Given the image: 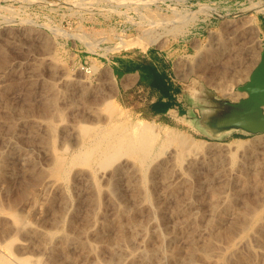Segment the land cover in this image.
I'll return each instance as SVG.
<instances>
[{"label":"rangeland","instance_id":"obj_1","mask_svg":"<svg viewBox=\"0 0 264 264\" xmlns=\"http://www.w3.org/2000/svg\"><path fill=\"white\" fill-rule=\"evenodd\" d=\"M93 1L0 0V111L2 112H0V124L1 126L5 125L3 127L0 126V135H2L0 137V144L2 142L4 143L6 138L13 136V140L18 144L17 148L13 149V151H15L16 155H23V153H25L24 155L28 159L25 163H22V165L16 155L12 156L11 168L7 170V172L4 171L3 174L0 171V174H2L0 176V219L2 218L0 220V227L2 228H0L2 232H0V242L4 245L13 243L12 247L15 254L20 257L40 259L43 264H56L55 262H58V264H81V262L82 264H90L89 262H91V264H184V262L188 264L189 261H191L190 264H197L200 262L201 264L202 262L206 264V258H204L206 254L213 255L214 249L221 247L222 244L227 245L243 236H254L257 233H261V228H264V144H259L251 155H246L245 151L242 149L228 147V144L240 137L230 138L225 134L220 138H214L210 132L199 124V122L195 123L194 120L193 124H167L165 121L163 122L158 119L146 117L145 115H139L122 104L117 99L118 85L113 74L111 63L113 56L130 49L146 50L151 47H173L174 42L178 41L180 33H177L174 28H171L173 27L171 24L168 28L164 29L156 23L151 24L148 21L149 17H147L148 8L144 7L145 5L139 2V6L141 5L139 7L141 18H135L137 21L135 23H138L139 26H135L136 29L129 30L131 35L123 36L120 34L118 36H113L112 34L120 33V31L130 26L128 23L129 19L126 16L129 11L123 10V15L117 16L112 13V10H108L111 5L106 2L110 0ZM159 1L165 0H153L151 3L154 9L153 11H157V7L155 5L153 6V4L157 3V5H159ZM178 1L181 2L182 0ZM199 1L198 3V0H193L196 7L201 3L199 9L194 10V12H196L198 16H200L201 13L211 14L213 12L215 13V17L212 21L213 25L211 31L204 37V40L197 43V47L195 50L193 49L190 54L181 56L178 59L177 63L185 60L187 63L189 62L188 67L183 66L186 70L182 67L185 75L181 78L190 86V89L195 90L196 88L195 91L197 92L204 87L213 90L220 96L231 98V94L240 93L238 87L249 80L252 72L260 61L264 40L261 37L257 12H264V0ZM168 16L171 17L173 14H166V17ZM145 24L148 26H145ZM56 28H60L64 31L58 32L59 30ZM83 31L89 33L92 38L96 40L99 39V42L101 41L100 46L109 47L111 49L108 52L102 49L90 51L85 43L77 38V35ZM212 33L217 36V42L220 43V46L218 43L216 45L212 44L214 40ZM71 34H74V36H68ZM168 35H172V38H168ZM121 38L131 40L136 44L123 45L121 48L117 49L116 45L113 43L104 42L107 40H116L118 42ZM217 47L219 50H217ZM213 49L216 50V53L222 50L221 56L208 61V55L210 54L211 56V54H213L211 52ZM202 55L204 59L202 60V64L199 65L197 63L199 62V57ZM248 58H250L251 62ZM238 59L245 60L243 66L238 65L239 74L234 71L233 65H231L230 67L227 66L228 68L225 69V71L229 73V76L224 77L220 75L221 72L224 71L221 70L223 66L229 64L227 60L235 61ZM94 65L98 66V71L95 70L93 67ZM189 66L192 68L190 69ZM199 66H203L204 68L207 66L204 69L205 73L192 72L194 67ZM110 70L111 73L109 72ZM178 73L180 74L181 72L178 71ZM208 73L213 74L214 77L221 82L223 80L222 83H226V88L228 90L230 89V92L228 91L227 94H231L222 95V93L218 91V88L207 81L206 74ZM51 90L53 94L50 92ZM74 95H77V97ZM68 96L69 98H67ZM53 98L59 102H56L58 106L52 104ZM46 99L48 101H45ZM104 99L111 100L119 109L120 107H124V110H121L123 112L125 111L126 114L131 117L132 122L143 119L153 120L158 122L160 126L163 124V128L161 127L162 130H169V127L172 126L173 128L174 126V129H171L174 132H187L196 139L205 141V146L202 150H188L184 154L180 153V148L177 147V145H168L165 141H162L163 137H161L160 143L158 142L159 144L157 143L154 147V151L152 150L151 152L153 158L151 157L152 162H150L148 168L144 167L143 163L138 160L137 155H124L121 158H115L110 162V166L107 165L108 167L106 165L103 167L100 163V159H95V161H92V164L90 163L87 165L76 162L73 163V161H70L72 159L71 157L74 158L75 154L83 150L86 144L84 141H81L83 145H80V143L75 145L74 141L72 142L71 140V147L73 148L75 146L74 149L69 150V152L64 151L62 149L63 140L65 137L69 138V135L66 134L67 132L64 131L63 126L68 123V121L74 122L75 119L82 123L91 124L90 121L92 117H94L93 112L97 114V116H101L102 119L104 116L107 117L106 115L108 113L105 110V106L101 105ZM50 108L52 109L49 110ZM55 109L58 111L56 112ZM17 116H19V118ZM24 117L25 119H23ZM50 118L51 120H49ZM32 119L35 121H32ZM60 119L63 120L64 123L61 124L60 122L62 121ZM58 122L63 126H60ZM47 123L55 124V128L58 126V128H56L58 133L50 129L47 131L48 127L45 126ZM27 124H29L28 126L30 128H28ZM10 125L12 129H10ZM38 125L43 128H40ZM100 128L101 127H99V130ZM104 128H106V125ZM33 132L37 133L34 134ZM256 138H260L264 141V134L244 135L242 139L253 140ZM5 144L6 142L1 144L2 146L0 145L3 154L12 151V148H10L9 145L5 146ZM170 147L172 149H170ZM195 153L197 154L195 155ZM63 155L64 158H66L65 160L68 166L65 163V172L57 176L55 170L58 158ZM53 156L56 158L52 159ZM30 163L32 167L29 166ZM124 164L127 165L125 166ZM100 165L102 169H100ZM117 166L122 168L119 170L115 169ZM34 168L36 169L33 170ZM127 168H130V170ZM131 168L133 169L131 170ZM123 171L125 172L123 173ZM89 173L93 175H89ZM126 173L130 174L127 175ZM51 176L53 178L57 176L64 184L65 189L51 187V190L49 189L50 191L48 190L46 195L39 193L42 181ZM127 179H129V181ZM160 180L162 182H160ZM110 181L113 184L110 183ZM115 181L117 182L115 183ZM132 181L137 189L136 187L134 188ZM4 182L6 184H4ZM60 190L62 192H60ZM65 191L68 193H65ZM109 191H111V195ZM62 194H65V199ZM36 195L38 197H36ZM61 196L63 198H61ZM85 196H87V198H85ZM134 196L136 198H134ZM33 198H35L36 201H33ZM94 198L96 203L94 202ZM133 199L134 201H132ZM31 201L33 202L31 203ZM72 201L73 204H71ZM250 203L251 205L247 206ZM99 205H101L102 208ZM90 208L95 210V214L103 211L101 213H104V217L108 219L107 224L109 225L105 226L103 223L95 224L92 218L96 215L93 213L94 210H90ZM73 209L77 210L73 211ZM58 210H63V212H59ZM249 212L251 214H249ZM73 213L74 215H72ZM91 215H93V217ZM251 215L252 217L250 218ZM63 216L67 217H64L63 220ZM19 217L28 223L27 226L30 224H39L42 228H48L49 230H46L50 233H54V238L51 242L52 247L50 246L47 251L41 250L45 237L43 238V236H41V238H39L40 236L38 235H33L32 237L27 227L22 229L20 226L21 224L17 223L16 219ZM242 217H244L243 220ZM54 220V223L57 224L53 223ZM56 220H58V222ZM48 221H52V224ZM9 223L12 225H8ZM61 224L63 225L62 229L58 228V226L61 227ZM245 224L248 226L245 227ZM11 226L13 228H10ZM240 226L243 228L245 227L244 233H242L243 228L241 229ZM15 227L19 229V231H14ZM51 227L54 228L51 229ZM66 228L67 231L65 230ZM70 228H72V232ZM87 228L90 231H88ZM81 229L83 231H81ZM74 231H81V236H78V239L74 238V242L73 240L68 242L64 239H60L62 237L61 235L68 234L69 232L74 235ZM85 231L86 234L84 233ZM87 231L89 232L88 234ZM10 232L12 234H10ZM249 232L252 234L249 235ZM22 234L24 235L22 236ZM253 236H251L249 241L251 245L248 243V246L242 247L246 254L249 252V250H245L247 247V249L251 248H249V246H252V248L254 246L255 248L258 247L257 244H255L256 241ZM29 237L31 239V243L29 244L30 247H22L18 244V240ZM119 238L123 239L124 242H120L121 239ZM40 239H43V241L40 242ZM34 240H36L37 243L34 242ZM83 240H85L84 243L82 242ZM106 240L108 242H105ZM211 240H213V242ZM209 241L210 243H208ZM222 241L223 243H221ZM62 242L67 245L68 248L64 246ZM121 243H124V246ZM37 244L41 245L38 246ZM119 244L121 247H119ZM87 245H90V247H87ZM114 245L116 246L114 247ZM64 247L66 250L68 249V251H66ZM93 247H96L97 250H92ZM191 247L194 248V250H192ZM69 249L72 251L70 252ZM45 251L49 252V254ZM122 251H125L126 254ZM204 251L208 253H203ZM199 252L202 253L200 254ZM0 253L5 255V253H9V250L4 249ZM55 253H57V255ZM59 253H61L60 256L58 255ZM128 253H130V256ZM92 255L94 256L92 257ZM140 255H142L144 259H141L142 257H140ZM122 257H124V259ZM193 257H196V261H194ZM60 258H62V260ZM75 258L76 260H74ZM85 258L88 262L85 261ZM191 258H193V260ZM261 258L262 257L259 256V260ZM47 259L50 260L48 261ZM57 259L58 261H56ZM262 261L264 262V258L258 262L264 264Z\"/></svg>","mask_w":264,"mask_h":264},{"label":"bare ground","instance_id":"obj_2","mask_svg":"<svg viewBox=\"0 0 264 264\" xmlns=\"http://www.w3.org/2000/svg\"><path fill=\"white\" fill-rule=\"evenodd\" d=\"M90 1H93V0H90ZM123 1H125V0H123ZM155 1H157V0H155ZM94 2V1H93ZM142 3V4H144L145 6L144 7H147L148 8V14H147V17H149V19H148V21L151 23V24H154V23H156L157 25H160V26H162L161 28H168L169 26H170V24L173 26V27H171V28H174V30L177 32V33H180V34H182V33H184L186 30H187V26L189 25V24H191V22H194V20L195 19H198L199 18V16H198V14L196 13V12H194V11H189V12H187V13H180L179 11H177V12H175L174 14H173V16H171V17H166V14H164V15H162L161 14V12H159L160 10L159 9H156L157 11H153L154 9L152 8V5H151V3L153 2V0H129L128 1V4L129 5H131V4H133V5H136L137 7L139 6V4L140 3ZM75 3H77V2H75ZM92 3V2H91ZM81 4H82V1H81ZM84 4V3H83ZM87 4V3H86ZM86 4H85V6H86ZM91 5V4H90ZM206 5V4H205ZM81 6H83V5H81ZM158 7H159V5H158ZM110 8V7H109ZM91 9V8H90ZM12 11V10H11ZM205 11V10H204ZM11 13V12H10ZM197 15H196V14ZM212 14V13H211ZM143 15H144V13H143ZM226 24V23H225ZM225 24H223V25H225ZM57 29V28H56ZM57 30H59L58 32H63L64 30H61L60 28L59 29H57ZM22 31V30H21ZM23 31H25V30H23ZM30 31V30H29ZM76 33V32H75ZM23 34V33H22ZM26 34H27V32H26ZM32 34V33H31ZM213 34V33H212ZM33 35V34H32ZM16 36H18V35H16ZM68 36H74V34L72 35H68ZM213 36H214V40L212 41V44L214 45H216L218 42H217V36H215L214 34H213ZM212 36V37H213ZM36 37V36H35ZM38 37V36H37ZM75 38H76V35H75ZM77 38H79L81 41H83V43H85V45L88 47V49L90 50V51H96L97 49H102V50H106L107 52L111 49V48H109V47H102V46H100V42H99V39L98 40H96V39H94V38H92L91 37V35L89 34V33H86V32H81L80 34H78L77 35ZM216 40V41H215ZM14 43V42H13ZM118 44L116 45V47H117V49H119V48H121V46H123V45H127V44H136L135 42H132L131 40H127V39H125V38H121L120 39V41H118L117 42ZM219 44V46H220V43H218ZM148 45V44H147ZM143 46V45H142ZM218 46V47H219ZM217 47V50H219V48H221V47H219L218 48ZM113 48V47H112ZM227 48V47H226ZM221 51L222 50H220V52L218 51L217 53H216V50H212L211 52L213 53V54H211V56H210V54L208 55L209 56V58H208V61H211L212 59H215V58H218V57H220L221 56ZM249 53H251V52H249ZM253 56H255L254 54H252ZM257 56V55H256ZM253 58H255V57H253ZM252 58V59H253ZM204 58H203V55L202 56H200L199 57V62L197 63V64H199V65H201L202 64V60H203ZM207 59V58H206ZM227 59H230V58H227ZM249 59V61H250V58H248ZM251 59V60H252ZM217 61V60H216ZM215 61V62H216ZM228 62L227 63H229L228 65H224L223 66V68L221 69V70H224L223 72H221V74L220 75H222V76H224V77H226V76H229V73L227 72V71H225V69L226 68H228V67H230L231 65H233V68H234V71L236 72V73H240L239 72V69H238V67L239 66H243V62L245 61L244 59H238V60H235V61H230V60H227ZM256 61V60H255ZM251 62V61H250ZM189 63V62H188ZM188 63L186 62V60L185 61H179L178 63H177V72L179 71V72H181L182 73V71H183V69H182V67L183 66H187L188 67ZM226 63V64H227ZM216 64H217V62H216ZM239 65V66H238ZM228 66V67H227ZM94 68H95V70L96 71H98V66H96V65H94L93 66ZM190 67V69L192 68L191 66H189ZM207 66H205V68H206ZM184 68V67H183ZM203 66H199V67H194L193 69H192V72L193 71H195V72H204L205 73V71H204V69H205ZM184 70H186L185 68H184ZM187 70H188V68H187ZM110 73H111V70L109 71ZM4 73V72H3ZM185 73V72H184ZM203 73V74H204ZM235 73V74H236ZM104 74V73H103ZM186 74H187V72H186ZM182 75V74H181ZM129 76V75H128ZM182 76H184V74L182 75ZM200 76V75H199ZM242 76V75H241ZM131 77V76H130ZM236 77H238V76H236ZM52 78V77H51ZM203 78V77H202ZM219 78H220V76H219ZM223 78V77H222ZM240 78V77H239ZM205 79V78H204ZM206 79H207V81L210 83V84H212V85H214L216 88H218V91L219 92H221L222 93V95H230V94H227V92L230 90H228L227 88H226V83H222L223 82V80H222V82L220 81V80H217L215 77H214V75L213 74H210V73H208V74H206ZM235 79V78H234ZM76 81H78V80H76ZM124 81V80H123ZM78 84V83H77ZM84 84V83H83ZM34 85V84H33ZM85 85V84H84ZM88 85V84H87ZM231 85V84H230ZM229 85V86H230ZM100 86V85H99ZM229 86H227V87H229ZM232 86V85H231ZM87 87V86H86ZM97 87V86H96ZM8 88V87H7ZM50 88V87H49ZM84 88V87H83ZM74 89V88H73ZM99 91V90H98ZM43 92H45V91H43ZM51 93H52V90L50 91ZM82 92V91H81ZM230 92V91H229ZM42 93V92H41ZM46 93V92H45ZM48 93V92H47ZM73 93V92H72ZM83 93V92H82ZM90 93H92V92H90ZM53 94V93H52ZM56 94V93H55ZM54 94V95H55ZM70 94V93H69ZM74 94V93H73ZM29 95V94H28ZM83 95V94H82ZM232 95H233V97H232ZM242 94H240V93H233V94H231V98H236V99H238V98H240V96H241ZM43 96V95H42ZM48 96V95H47ZM59 96V95H58ZM64 96V95H63ZM74 96H76L77 97V95H74ZM73 96V97H74ZM88 96V95H87ZM91 96V95H90ZM45 97V96H44ZM93 97V96H92ZM230 97V96H229ZM58 98V97H57ZM63 98V97H62ZM67 98H69V96L67 97ZM90 98V97H89ZM95 98V97H94ZM99 99H101V98H99ZM70 100V99H69ZM239 100V99H238ZM3 101V100H2ZM45 101H48L47 99L45 100ZM99 101V100H98ZM51 102V101H50ZM57 100H55V98H53V101H52V104L53 105H57V103H59V102H57ZM67 102V101H66ZM88 102H90V101H88ZM87 103V102H86ZM28 104V103H27ZM91 104V103H90ZM98 104V103H97ZM46 105V104H45ZM73 105V104H72ZM77 105V104H76ZM93 105H94V103H93ZM101 105H103V106H105V110L107 111V117H105L104 116V118L102 119L101 118V116H97V114H95L94 112H93V115H94V117H92V119H91V121H90V123L91 124H86V123H82V122H80L79 120L77 121V119H75V121L74 122H69L67 119V121H68V123H66L64 126L63 125H60L59 124V122H58V124L60 125V126H63V128H64V131H66L67 133L66 134H68L69 135V138H67V137H65L64 138V140H63V150L64 151H67V152H69V150H71V149H74V147L72 148L71 147V143H70V141L72 140V142L74 141V143H75V145L78 143H80V145L82 144L81 143V141H84L85 142V144H86V146H85V148L83 149V150H80V151H78V153L77 154H75V156H74V158L73 157H71L72 159L70 160V161H73V163H79V164H83V165H87V164H92L93 162L92 161H95V159H100V163L102 164V166L104 167V165H109L110 166V162H112L115 158H121V157H123L124 155H130V156H132V155H137L136 157L138 158V160H140L142 163H143V165H144V167H146V168H148L149 166H150V162H152L151 161V159L153 158L152 156H151V152H152V150L154 151V147H155V145H157V143L159 142V141H161V137H163V139H162V141H165V143H167L168 145L169 144H171V145H177V147H179L180 148V153H186V151H188V150H202L203 148H204V146H205V141H203L202 139H196L193 135H191V134H189V133H187V132H182V133H178V132H174L173 130H171V129H174V126H173V128H172V126L171 127H169V130H162V125L163 124H161V126L158 124V122H156V121H153V120H149V119H143V120H137V121H135V122H132V120H131V117H129L127 114H126V112L124 111H122L121 109H123V108H121L120 107V109L115 105V104H113L112 103V101L111 100H109V99H104V101H103V103L101 104ZM47 106V105H46ZM58 106V105H57ZM86 106V105H85ZM103 106H101V107H103ZM1 107V106H0ZM52 107V106H51ZM80 107V106H79ZM90 107V106H89ZM97 107V106H96ZM6 108V107H5ZM47 108V107H46ZM58 108H60V107H58ZM76 108V107H75ZM92 108H93V106H92ZM95 108V107H94ZM98 108V107H97ZM52 108H50L49 110H51ZM101 109V108H100ZM99 109V110H100ZM7 110V109H6ZM11 110V109H10ZM9 110V111H10ZM87 110V109H86ZM98 110V109H97ZM102 110V109H101ZM124 110V109H123ZM128 110V109H127ZM3 111V110H2ZM54 111V110H53ZM55 111H56V109H55ZM54 111V112H55ZM58 111V110H57ZM56 111V112H57ZM93 111V110H92ZM91 111V112H92ZM1 112V111H0ZM13 112V111H12ZM51 112V111H50ZM61 112V111H60ZM90 112V113H91ZM96 112V111H95ZM98 112V111H97ZM2 113V112H1ZM6 113V112H5ZM24 113V112H23ZM47 113V112H46ZM57 115V114H56ZM63 115V114H62ZM88 115H89V113H88ZM105 115V114H104ZM59 116V115H58ZM131 116V115H130ZM7 117V116H6ZM12 117V116H11ZM18 118H19V116H17ZM103 117V116H102ZM12 118H14V117H12ZM23 119H25V117L23 118ZM22 120V119H21ZM26 120H27V118H26ZM47 120V119H46ZM49 120H51V118L49 119ZM55 120V119H54ZM61 120V119H60ZM136 120V119H135ZM3 121H7V120H3ZM32 121H35V120H33L32 119ZM59 121V120H58ZM62 122H60L61 124L62 123H64V121L63 120H61ZM72 121V120H71ZM10 122H11V120H10ZM13 122V121H12ZM29 122H31V121H29ZM41 122V121H40ZM47 122V121H46ZM53 122V121H52ZM103 124V125H101V124ZM16 124H17V122H16ZM22 124V123H21ZM42 124H43V122H42ZM48 124V123H47ZM45 125V126H47L48 127V130H47V128H46V130L47 131H49V129L51 130V131H53V132H55L56 131V128H58V126L55 128V124H53V123H50V124H48V125ZM98 126H96V125ZM12 125H14V124H12ZM29 124H27V126H28ZM32 125V124H31ZM106 125V128H104V126ZM0 126H1V124H0ZM3 126H5V125H3ZM3 126H1V127H3ZM6 126H7V124H6ZM24 126V125H23ZM33 126V125H32ZM34 126H36V125H34ZM38 126H40V125H38ZM44 126V127H45ZM10 127H11V125H10ZM21 127H22V125H21ZM42 126H40V128H41ZM99 127H101L100 128V130H99ZM162 127V128H161ZM27 128V127H26ZM28 128H30L29 126H28ZM37 128H39V127H37ZM43 128V127H42ZM5 129V128H4ZM10 129H12V127L10 128ZM22 129V128H21ZM34 129V128H33ZM36 129V128H35ZM1 130V129H0ZM37 130V129H36ZM39 130V129H38ZM40 130H43V129H40ZM61 130H62V128H61ZM177 130V129H176ZM11 131V130H10ZM9 131V132H10ZM29 131H30V129H29ZM28 131V132H29ZM32 131H34V130H32ZM46 131V132H47ZM180 131V130H179ZM182 131V130H181ZM17 132V131H16ZM22 132H23V130H22ZM25 132H27V131H25ZM38 132H40V131H38ZM45 132V133H46ZM52 132V133H53ZM57 133H58V131H56ZM60 132V131H59ZM63 132V131H62ZM61 132V133H62ZM163 132V133H162ZM6 133V132H5ZM31 133V132H30ZM34 133V132H33ZM35 133H37V132H35ZM34 133V134H35ZM50 133V132H49ZM18 134V133H17ZM20 134V133H19ZM22 134V133H21ZM55 134V133H54ZM26 135V134H25ZM30 135V134H29ZM33 135V134H32ZM43 135L45 136V134H44V132H43ZM42 135V136H43ZM49 135V134H48ZM64 135V134H63ZM162 135V136H161ZM2 135H0V137H1ZM51 136V135H50ZM56 136V135H55ZM55 136H53V137H55ZM34 137V136H33ZM3 138V137H2ZM15 138V137H14ZM51 139V138H50ZM3 140V139H2ZM20 141V140H19ZM5 142H6V144H5V146H7V145H9L10 146V148H12V151H10V152H6L5 154H3L2 153V150H1V148L2 147H0V171L2 172V174L4 173V171H6L7 172V170H9L10 168H11V158H12V156H15L16 155V153H15V151H13V149H16L17 148V145L18 144H16V141H14L13 140V136H11V137H8V138H6L5 139ZM4 142V143H5ZM232 142V141H231ZM264 141L262 140V139H258V138H256V139H253V140H246V139H242V138H237V139H235L232 143H230V144H228L229 146L228 147H232V148H235V149H242L243 151H245V154L246 155H251L252 154V152L255 150V148L259 145V144H264L263 143ZM3 142L1 143V144H4ZM21 143V142H20ZM40 143H41V140H40ZM73 143V144H74ZM160 143V142H159ZM158 143V144H159ZM0 144V145H1ZM83 145V144H82ZM163 145V144H162ZM2 146V145H1ZM22 146V145H21ZM43 146V145H42ZM73 146V145H72ZM45 148V147H44ZM43 148V149H44ZM76 148H78V147H76ZM82 148V147H81ZM164 148V147H163ZM27 149V148H26ZM25 149V150H26ZM170 149H172L171 147H170ZM206 149H207V147H206ZM46 150V149H45ZM167 150V149H166ZM8 151V150H7ZM41 151V150H40ZM49 151V150H48ZM174 151V150H173ZM27 152V151H26ZM50 152V151H49ZM66 152V153H67ZM166 152V151H165ZM199 152V151H198ZM64 153V152H63ZM65 153V154H66ZM163 153H164V151H163ZM175 153V152H174ZM25 153H23V155H20V154H17L16 156L19 158L18 160L21 162V164L22 163H25L26 162V160H28L27 159V157L24 155ZM51 154V153H50ZM53 154V153H52ZM60 154V153H59ZM154 154V153H153ZM197 153H195V155H196ZM28 155V154H27ZM69 155V154H68ZM74 155V154H73ZM156 155V154H155ZM155 155H154V157H155ZM157 155H159V154H157ZM163 155V154H162ZM194 155V156H195ZM218 156H219V153H218ZM68 157V156H67ZM152 157V158H151ZM32 158V157H31ZM31 158H30V160H31ZM34 158V157H33ZM53 158H56L55 156H53L52 157V159ZM218 158V157H217ZM216 158V159H217ZM66 158H64V155L62 156V157H59L58 158V162H57V167H56V172H57V176H60V174L61 173H64L65 172V163H66V160H65ZM136 159V158H135ZM36 160V159H35ZM210 160V159H209ZM18 161V162H19ZM56 161V160H55ZM131 161V160H130ZM54 162V161H53ZM129 162V161H128ZM98 163V162H97ZM14 164H15V162H14ZM20 164V163H19ZM51 164V163H50ZM54 164V163H53ZM52 164V165H53ZM71 164V163H70ZM23 165V164H22ZM33 165V164H32ZM66 165H67V163H66ZM125 165V164H124ZM127 165V164H126ZM125 165V166H126ZM128 165H130V164H128ZM28 166V165H27ZM29 166H31V163H30V165ZM68 166V165H67ZM75 166H76V164H75ZM75 166H73V167H75ZM102 166L100 165V169H102ZM136 166V165H135ZM24 167V166H23ZM32 167V166H31ZM50 167V166H49ZM55 167V166H54ZM95 167H97V166H95ZM108 167V166H107ZM129 167H131V166H129ZM70 168H72V167H70ZM93 168V167H92ZM122 167H120V166H117L115 169H121ZM124 168V167H123ZM145 168V169H146ZM36 168H34L33 170H35ZM98 169V168H97ZM96 169V170H97ZM127 169H129L130 170V168H127ZM133 168H131V170H132ZM136 169V168H135ZM141 169V168H140ZM21 170V169H20ZM82 170V169H81ZM117 170V171H118ZM123 170V169H122ZM139 170V169H138ZM143 170V169H142ZM13 171V170H12ZM25 171V170H24ZM72 171V170H71ZM121 171V170H120ZM145 171V170H144ZM29 172V171H28ZM52 172H54V171H52ZM94 172V171H93ZM125 171H123V173H124ZM130 172V171H129ZM135 172H138V171H135ZM71 173V172H70ZM120 173V172H119ZM2 174H0V176L2 175ZM7 174V173H6ZM59 174V175H58ZM78 174H81V173H78ZM91 173H89V175H90ZM115 174V173H114ZM127 174V173H126ZM128 174H130V173H128ZM127 174V175H128ZM133 174V173H132ZM138 174V173H137ZM11 175V174H10ZM91 175H93V174H91ZM161 175V174H160ZM57 176H56V178H53L52 176L51 177H47V178H45L43 181H42V184H41V186H40V188H39V193H42V194H44V195H46V193H47V191L51 188V187H57V189L58 188H64V184L62 183V181L59 179V178H57ZM96 176H97V174H96ZM132 176V175H131ZM145 176V175H144ZM147 176V175H146ZM67 177V176H66ZM113 177V176H112ZM6 178V177H5ZM62 178H63V175H62ZM116 178V177H115ZM127 178V177H126ZM128 178H129V176H128ZM131 178V177H130ZM1 180H2V178H1ZM86 180H88V179H86ZM92 180V179H91ZM115 180V179H114ZM128 181H129V179H127ZM132 180V179H131ZM90 181V180H89ZM139 181V180H138ZM117 181H115V183H116ZM160 182H162L161 180H160ZM3 183V182H2ZM92 183V182H91ZM110 183H112L111 181H110ZM129 183V182H128ZM4 184H6L5 182H4ZM89 184V183H88ZM93 184V183H92ZM113 184V183H112ZM130 184H131V182H130ZM132 184H133V181H132ZM138 184H139V182H138ZM117 185H118V183H117ZM116 185V186H117ZM90 186H91V184H90ZM93 186H94V184H93ZM128 186V185H127ZM133 186H134V184H133ZM132 187V186H131ZM136 186H134V188H135ZM115 188V187H114ZM153 188V187H152ZM65 189V188H64ZM95 189V188H94ZM130 189V188H129ZM136 189H137V187H136ZM51 190V189H50ZM49 190V191H50ZM116 190V189H115ZM132 190V189H131ZM134 190V189H133ZM143 190V189H142ZM136 191V190H135ZM60 192H62L61 190H60ZM63 192H64V190H63ZM67 191H65V193H66ZM110 193V195H111V191H109ZM113 192V191H112ZM133 192V191H132ZM218 192V191H217ZM68 193V192H67ZM108 194V195H109ZM138 194V193H137ZM213 194V193H212ZM218 194V193H217ZM63 195V194H62ZM115 195V194H114ZM134 195H136V194H134ZM34 196V195H33ZM64 196V199H65V194L63 195ZM88 196V195H87ZM87 196H85V198H87ZM112 196H113V194H112ZM137 196V195H136ZM36 197H38L37 195H36ZM35 197V198H36ZM51 197H53V196H51ZM90 197V196H89ZM110 197V196H109ZM35 198H33V201H36L35 200ZM48 198H49V196H48ZM61 198H63L62 196H61ZM99 198V197H98ZM112 198H114V197H112ZM134 198H136L135 196H134ZM51 199V198H50ZM117 199V198H116ZM48 200V199H47ZM53 200V199H52ZM136 200V199H135ZM33 201H31V203L33 202ZM48 201H50V200H48ZM91 201V200H90ZM112 201L114 202V200L112 199ZM132 201H134V199L132 200ZM131 201V202H132ZM61 202H63V201H61ZM65 202H66V200H65ZM65 202H64V204H65ZM68 202V201H67ZM70 202H71V200H70ZM94 202L96 203V201H95V198H94ZM99 202V201H98ZM112 202V203H113ZM50 203V202H49ZM89 203V202H88ZM111 203V204H112ZM134 203V202H133ZM28 204V203H27ZM62 204V203H61ZM61 204H59V205H61ZM68 204V203H67ZM71 204H73V201H72V203ZM76 204H78V203H76ZM80 204V203H79ZM86 204V203H85ZM102 204V203H101ZM2 205V204H1ZM26 205V204H25ZM31 205V204H30ZM29 205V206H30ZM70 205V204H69ZM131 205H132V203H131ZM249 205H251V203L250 204H248L247 206H249ZM3 206V205H2ZM1 206V207H2ZM33 206H34V203H33ZM50 206V205H49ZM64 206H66V205H64ZM78 206V205H77ZM80 206V205H79ZM91 206H94V205H91ZM90 206V207H91ZM101 208H102V206L101 205H99ZM3 207H5V206H3ZM2 207V208H3ZM32 207V206H31ZM69 207V206H68ZM70 207H72V206H70ZM116 207H118V206H116ZM120 207V206H119ZM253 207V206H252ZM12 208V207H11ZM18 208H19V206H18ZM34 208H35V206H34ZM37 208V207H36ZM74 208H75V205H74ZM77 208V207H76ZM80 208V207H79ZM126 208V207H125ZM254 208V207H253ZM22 209V208H21ZM42 209V208H41ZM97 209V208H96ZM118 209V208H117ZM122 209V208H121ZM4 210V209H3ZM11 210V209H10ZM77 209H73V211H76ZM90 210H94L93 208L91 209L90 208ZM90 210H89V212H90ZM256 210V209H255ZM2 211V210H1ZM59 211V210H58ZM66 211H67V209H66ZM80 211V210H79ZM87 211V210H86ZM119 211V210H118ZM55 212V211H54ZM59 212H63V210L61 211H59ZM88 212V213H89ZM92 212V211H91ZM99 212V211H98ZM97 212V213H98ZM101 212H103V211H100V213H98V214H95V210H94V214L96 215L95 217H93V215H91L92 217V219L94 220V222H95V224L96 223H103L105 226H108L109 224H107L108 222V219L106 218V217H104V213H101ZM105 212V211H104ZM244 212H246V211H244ZM4 213V212H3ZM52 213V212H51ZM71 213V212H70ZM87 213V212H86ZM247 213V212H246ZM53 214H55V213H53ZM52 214V215H53ZM65 214V213H64ZM76 214H77V212H76ZM92 214V213H91ZM191 214V213H190ZM249 214H251L250 212H249ZM72 215H74V213L72 214ZM87 215V214H86ZM133 215V214H132ZM247 215V214H246ZM54 216V215H53ZM82 216V215H81ZM238 216H240V215H238ZM5 217V216H4ZM58 217V216H57ZM64 217L65 216H63V220H64ZM67 217V216H66ZM65 217V218H66ZM245 217V216H244ZM244 217H242V220H243V218ZM252 217V215L250 216V218ZM60 218V217H59ZM87 218V217H86ZM237 218V217H236ZM2 219V218H1ZM0 219V220H1ZM52 219V218H51ZM51 219H48V220H51ZM58 219V218H57ZM136 219V218H135ZM5 220V219H4ZM9 220V219H8ZM53 220V219H52ZM88 220V219H87ZM16 221H17V223L19 224H21L20 226H21V228L23 229V228H25V227H27V230H28V232L32 235V237H33V235H38V236H40L39 238H41V236H43V238L45 237V239H44V241H43V239L41 240L40 239V242L41 241H43V243H42V248H41V250H46L47 251V249H49L50 248V246H51V242H52V240H53V238H54V233H50L48 230V228H42V226L41 225H39V224H30L29 226H27L28 225V223H26L25 222V220L24 219H22V218H17L16 219ZM57 222H58V220H56ZM86 221V220H85ZM85 221H83V222H85ZM245 221V220H244ZM243 221V222H244ZM247 221V220H246ZM261 221V220H260ZM49 222V221H48ZM52 221H50L49 223H51ZM55 222V220L53 221V223ZM93 222V223H94ZM109 222H110V220H109ZM4 223V222H3ZM89 223V222H88ZM111 223H112V221H111ZM250 223V222H249ZM264 223V222H263ZM11 223H9L8 225H10ZM52 224V223H51ZM54 224H57V223H54ZM71 224V223H70ZM84 224H86V223H84ZM243 224V223H242ZM241 224V225H242ZM1 225V224H0ZM4 225V224H3ZM8 225H6V226H8ZM12 225V224H11ZM60 225V224H59ZM66 225H67V222H66ZM73 225V224H72ZM71 225V226H72ZM77 225V224H76ZM92 225H94V224H92ZM101 225V224H100ZM246 225V224H245ZM244 225V226H245ZM264 225V224H263ZM15 226V225H14ZM84 226H86V225H84ZM83 226V227H84ZM97 226V225H96ZM104 226V227H105ZM243 226V225H242ZM248 225H246L245 227H247ZM262 226V225H261ZM9 227V226H8ZM67 227V226H66ZM77 227V226H76ZM87 227V226H86ZM89 227V226H88ZM124 227V226H123ZM134 227V226H133ZM221 227H222V225H221ZM241 227V226H240ZM244 227V228H245ZM1 228V227H0ZM5 228V227H4ZM4 228H3V230H4ZM10 228H13L12 226L10 227ZM52 228H54V227H51V229ZM58 228H63V225L61 224V227H59L58 226ZM73 228V227H72ZM72 228H70V230L72 229ZM96 228V227H95ZM99 229H101L100 227H98ZM103 228V227H102ZM121 228V227H120ZM125 228V227H124ZM124 228H123V230H124ZM243 227H241V229H242ZM243 228V232L242 233H244V229ZM255 228V227H254ZM2 229V228H1ZM0 229V230H1ZM46 229H48V230H46ZM68 229H69V227H68ZM83 229V228H82ZM81 229V231H83ZM85 229V228H84ZM19 231V229H16V227H15V230L14 231ZM26 230V229H25ZM66 231H67V228L65 229ZM79 230V229H78ZM86 230V229H85ZM87 230H88V228H87ZM92 230V229H91ZM95 230V229H94ZM93 230V231H94ZM120 230V229H119ZM126 230V229H125ZM204 230V229H203ZM247 230H248V228H247ZM10 231V230H9ZM13 231V232H14ZM16 231V232H17ZM24 231V230H23ZM66 231H65V233H66ZM69 231V230H68ZM81 231H76L77 232V234H76V232L74 231V235L72 234V233H68V234H65V235H61L62 237L60 238V239H64V240H66V241H71V240H73L74 238L75 239H78L80 236H81ZM88 231H90V230H88ZM87 231V234L89 233ZM215 231V230H214ZM1 232V231H0ZM20 232H21V229H20ZM71 232H72V230H71ZM141 232H142V229H141ZM218 232V231H217ZM246 232V231H245ZM255 232H256V230H255ZM2 233V232H1ZM85 234H86V231L84 232ZM83 233V234H84ZM94 233V232H93ZM120 233V232H119ZM229 233V232H228ZM250 233V232H249ZM6 234V233H5ZM10 234H12L11 232H10ZM10 234H8V235H10ZM28 234V233H27ZM59 234V233H58ZM90 234H92V233H90ZM122 234V233H121ZM237 234V233H236ZM239 234H241V233H239ZM252 233H250L249 235H251ZM24 234H22V236H23ZM129 235V234H128ZM241 235H243V234H241ZM3 236V235H2ZM25 236H28V235H25ZM79 236V237H78ZM93 236V235H92ZM98 236V235H97ZM104 236V235H103ZM189 236V235H188ZM187 236V237H188ZM227 236H229V235H227ZM251 236H253V235H251ZM251 236H243V237H241L240 239H238V240H236L235 242H232V243H229V244H227V245H224V244H222L221 245V247H219V248H217V249H214V253H213V255L212 254H210V255H208V254H206V257H204V258H206V264H227V262H228V264H259L260 262H258V261H260L262 258H264V228L262 229L261 228V233H257V234H255L253 237H254V240L256 241V243L255 244H257V248H255V244L253 245L254 247L252 248V246H249V248L250 249H247L246 247V249L245 250H249V252L248 253H250V254H246L244 251H243V246H246L248 243H249V245H251L250 243L251 242H249L250 241V239H251ZM6 237V236H5ZM19 237V236H18ZM17 237V238H18ZM58 237V236H57ZM89 237V236H88ZM91 237V236H90ZM101 237V236H100ZM119 237H120V234H119ZM125 237V236H124ZM124 237H123V239H124ZM126 237H127V235H126ZM126 237H125V239H126ZM190 237V236H189ZM219 237V236H218ZM237 237V236H236ZM10 238H11V236H10ZM15 238V237H14ZM82 238H84V237H82ZM99 238V237H98ZM104 238V237H103ZM106 238V237H105ZM104 238V239H105ZM215 238H216V235H215ZM13 239V238H12ZM19 239V238H18ZM34 239H35V237H34ZM74 239V240H75ZM107 239V238H106ZM119 239H121V238H119ZM118 239V240H119ZM123 239H121L120 240V242L121 241H123ZM158 239V238H157ZM156 239V240H157ZM225 239V238H224ZM234 239H235V237H234ZM234 239H233V241H234ZM33 240V239H32ZM74 240H73V242H74ZM85 240H86V238H85ZM85 240H83L82 242L84 243L85 242ZM111 240V239H110ZM128 240V239H127ZM131 240V239H130ZM200 240V239H199ZM218 240V239H217ZM216 240V241H217ZM39 241V240H38ZM61 241H63V240H61ZM80 241H81V239H80ZM95 241H97V240H95ZM99 241V240H98ZM192 241V240H191ZM193 241H195V240H193ZM203 241V240H202ZM212 242H213V240H211ZM34 242H36V240H34ZM40 242H38V243H40ZM81 242V243H82ZM88 242V241H87ZM86 242V243H87ZM105 242H108L107 240L105 241ZM110 242V241H109ZM113 242H114V240H113ZM116 242V241H115ZM119 242V243H120ZM124 242V241H123ZM132 242V241H131ZM197 242V241H196ZM199 242V241H198ZM211 242V243H212ZM31 243V239H30V237L29 238H23V239H20V240H18V244H20V246H22V247H30L29 246V244ZM37 243V242H36ZM35 243V244H36ZM64 243H65V241H64ZM63 242H62V244H64ZM80 243V242H79ZM100 243V242H99ZM102 243H104V242H102ZM208 243H210V241L208 242ZM221 243H223V241L221 242ZM13 244V243H12ZM12 244L11 243H9V244H7V245H4V244H2L1 242H0V252L1 251H3L4 249H6V250H9V253H5V255H2V253H0V264H43L42 263V261L40 260V259H31V258H28V257H20V256H18L17 254H15L14 252H13V247H12ZM69 244V243H68ZM122 244V243H121ZM124 244V243H123ZM122 244V245H123ZM213 244V243H212ZM33 245V244H32ZM38 246H40L41 244H37ZM53 245V244H52ZM96 245V244H95ZM99 245V244H98ZM97 245V246H98ZM116 245H117V242H116ZM116 245H114V247L116 246ZM189 245V244H188ZM194 245H196V244H194ZM224 245V246H223ZM64 246H66L67 247V245H65L64 244ZM73 246V245H72ZM85 246V245H84ZM94 246V245H93ZM100 246V245H99ZM110 246V245H109ZM108 246V247H109ZM124 246V245H123ZM123 246H122V249H123ZM248 246V245H247ZM34 247V246H33ZM52 247V246H51ZM87 247H90V245H87ZM102 247V246H101ZM113 247V248H114ZM119 247H121L120 246V244H119ZM119 247H118V249H119ZM157 247V246H156ZM195 247V246H194ZM218 247V246H217ZM20 248V247H19ZM53 248H55V247H53ZM65 248V247H64ZM68 248V247H67ZM103 248H105V247H103ZM107 248V247H106ZM111 248V247H110ZM192 248V247H191ZM203 248H206V247H203ZM21 249V248H20ZM27 249V248H26ZM30 249V248H29ZM63 249V248H62ZM81 249V248H80ZM89 249V248H88ZM97 250L96 249V247H93V249L92 250ZM112 249V248H111ZM121 249V250H122ZM211 249V248H210ZM24 250V249H23ZM39 250H40V247H39ZM53 250H55V249H53ZM64 250V249H63ZM65 250H66V248H65ZM82 250V249H81ZM94 250V251H95ZM99 250V249H98ZM116 250H117V248H116ZM126 250V249H125ZM152 250H154V249H152ZM192 250H194V248H192ZM212 250V249H211ZM22 251V250H21ZM45 251V252H46ZM62 251V250H61ZM66 251H68V249L66 250ZM66 251H64V252H66ZM69 251H70V249H69ZM72 251V250H71ZM70 251V252H71ZM80 251V250H79ZM144 251V250H143ZM147 251V250H146ZM155 251H156V249H155ZM197 251H199V250H197ZM206 251V250H205ZM203 252V253H208V252ZM207 251H208V248H207ZM41 252V251H40ZM43 252V251H42ZM84 252H85V250H84ZM111 252H112V250H111ZM119 252H120V250H119ZM123 252V251H122ZM125 252V251H124ZM123 252V253H124ZM126 252H127V250H126ZM126 252H125V254H126ZM131 252V251H130ZM134 252V251H133ZM153 252V251H152ZM212 252V251H211ZM46 253H48L49 254V252H46ZM51 253V252H50ZM53 253V252H52ZM67 253V252H66ZM66 253H63V254H66ZM75 253V252H74ZM74 253H73V255H74ZM81 253V252H80ZM107 253V252H106ZM113 254H114V252H112ZM118 253V252H117ZM123 253H122V255H123ZM154 253V252H153ZM200 253V252H199ZM202 253V252H201ZM200 253V254H201ZM47 254V255H48ZM56 255H57V253H55ZM60 254L61 253H59L58 255L60 256ZM83 254V253H82ZM87 254V253H86ZM90 254V253H89ZM129 254V256H130V253H128ZM131 254H133V253H131ZM144 254L146 255V253L144 252ZM151 254V253H150ZM156 254V253H155ZM162 254V253H161ZM191 254V253H190ZM52 255V254H51ZM72 255V254H71ZM70 255V256H71ZM77 255V254H76ZM115 255V254H114ZM121 255V256H122ZM137 255H138V253H137ZM26 256V255H25ZM78 256V255H77ZM77 256H75V257H77ZM82 256V255H81ZM88 256V255H87ZM86 256V257H87ZM91 256V255H90ZM94 255H92V257H93ZM126 256V255H125ZM134 256H136V255H134ZM147 256V255H146ZM158 256V255H157ZM198 256H199V254H198ZM202 256V255H201ZM259 256L260 257H262L260 260H259ZM64 257H67V256H64ZM101 257V256H100ZM119 257V256H118ZM133 257V256H132ZM137 257V256H136ZM140 257H142V255H140ZM145 257V256H144ZM50 258V257H49ZM56 258V257H55ZM63 258V257H62ZM62 258H60L61 260H62ZM70 258H72V257H70ZM81 258V257H80ZM84 258V257H83ZM96 258V257H95ZM114 258V257H113ZM123 259H124V257H122ZM188 258V257H187ZM194 258V261H196L195 259H196V257H193ZM193 258H191L192 260H193ZM54 259V258H53ZM94 259V258H93ZM116 259V258H115ZM118 259V258H117ZM141 259H144L143 257L141 258ZM202 259H203V257H202ZM48 261L50 260V259H47ZM64 260H66V259H64ZM74 260H76V258L74 259ZM73 260V261H74ZM83 260V259H82ZM119 260V259H118ZM56 261H58V259L56 260ZM85 261H86V258H85ZM110 261V260H109ZM201 261V260H200ZM202 261H204V260H202ZM52 262V261H51ZM64 262V261H63ZM70 262V261H69ZM86 262H88V261H86ZM100 262V261H99ZM190 262L191 261H189L188 262V264H190ZM230 262V263H229ZM50 263V262H49ZM56 264H58V262H55ZM90 264H91V262H89ZM110 263V262H109ZM262 263H264L263 261H262ZM65 264V263H64ZM76 264V263H75ZM81 264H82V262H81ZM84 264V263H83ZM100 264V263H99ZM184 264H185V262H184ZM187 264V263H186ZM193 264H195V263H193ZM197 264H201V262L200 263H197ZM202 264H204V262H202ZM261 264V263H260Z\"/></svg>","mask_w":264,"mask_h":264},{"label":"crops","instance_id":"obj_3","mask_svg":"<svg viewBox=\"0 0 264 264\" xmlns=\"http://www.w3.org/2000/svg\"><path fill=\"white\" fill-rule=\"evenodd\" d=\"M257 18L264 40V12H257ZM212 25V21L208 22L200 31L179 38L173 47L130 49L114 55L111 63L118 85L117 99L139 115L163 120L167 124H193V120L196 123L203 119L213 107L206 100L209 93L220 99L237 101L239 98L220 96L208 88L202 87L198 92L196 88L190 89L181 78L184 72L180 75L176 69L178 59L195 50L197 43L210 33L208 29ZM236 134L251 135L232 131L227 136L235 138Z\"/></svg>","mask_w":264,"mask_h":264},{"label":"water","instance_id":"obj_4","mask_svg":"<svg viewBox=\"0 0 264 264\" xmlns=\"http://www.w3.org/2000/svg\"><path fill=\"white\" fill-rule=\"evenodd\" d=\"M238 90L243 97L237 101L220 99L212 93L206 95L213 107L198 122L214 138L232 131L264 134V46L259 64Z\"/></svg>","mask_w":264,"mask_h":264},{"label":"built area","instance_id":"obj_5","mask_svg":"<svg viewBox=\"0 0 264 264\" xmlns=\"http://www.w3.org/2000/svg\"><path fill=\"white\" fill-rule=\"evenodd\" d=\"M77 1V0H75ZM129 0H110V1H104L106 3H109L111 5V7L108 9L109 11L112 10L113 14H116L117 16H122L123 14V10H128L129 12L126 14V16L129 19V27L126 29H123L122 31H120V33H114L112 34L113 36H118V35H123V36H128L131 35L129 33V30L131 31L132 29H136L135 26H139L138 23L135 20V18L140 17L141 18V11H140V6H136V5H129L128 4ZM200 1L198 0V3ZM159 7L157 5V3H154L153 6L155 5L157 7V9L160 10V12L162 14H167L169 15L174 14L175 12L179 11L180 13H187L189 11H194L196 9H199L200 4L196 7L195 3L193 2V0H182L181 2L178 0H165V1H159L158 2ZM122 14V15H121ZM215 13L212 12V14H207V13H201L198 20H195L194 22H191V24H189L187 26V31L183 34L179 35V38L185 36V35H189V34H193L196 33L197 31H200V28L203 27V25H206L208 22L213 21V18L215 17L214 15ZM145 26H148L145 24ZM208 31H211V28L209 27ZM172 38V35H168V38ZM104 42H111L114 45H117V41L116 40H107ZM103 42V43H104Z\"/></svg>","mask_w":264,"mask_h":264},{"label":"trees","instance_id":"obj_6","mask_svg":"<svg viewBox=\"0 0 264 264\" xmlns=\"http://www.w3.org/2000/svg\"><path fill=\"white\" fill-rule=\"evenodd\" d=\"M159 120V119H158ZM159 121H163V120H159ZM164 122V121H163ZM166 122V121H165ZM167 123V122H166ZM235 137H240V138H243L244 136L241 135V134H236Z\"/></svg>","mask_w":264,"mask_h":264}]
</instances>
